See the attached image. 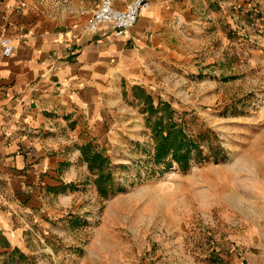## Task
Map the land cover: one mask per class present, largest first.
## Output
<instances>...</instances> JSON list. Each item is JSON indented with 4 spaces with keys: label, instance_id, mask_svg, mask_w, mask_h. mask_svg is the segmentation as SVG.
I'll list each match as a JSON object with an SVG mask.
<instances>
[{
    "label": "rangeland",
    "instance_id": "obj_1",
    "mask_svg": "<svg viewBox=\"0 0 264 264\" xmlns=\"http://www.w3.org/2000/svg\"><path fill=\"white\" fill-rule=\"evenodd\" d=\"M181 1L176 34L190 39L162 71L156 110L112 151L84 144L75 196L50 200L46 226L28 233L31 260L0 264H264V0ZM162 119L198 145L187 168L157 160Z\"/></svg>",
    "mask_w": 264,
    "mask_h": 264
},
{
    "label": "crops",
    "instance_id": "obj_2",
    "mask_svg": "<svg viewBox=\"0 0 264 264\" xmlns=\"http://www.w3.org/2000/svg\"><path fill=\"white\" fill-rule=\"evenodd\" d=\"M131 1L113 0L118 9ZM183 4L150 0L117 37L108 25L85 30L99 0H0V259L31 260L28 233L46 226L50 200L75 196L84 144L118 148L149 101H162V71L190 39L176 34Z\"/></svg>",
    "mask_w": 264,
    "mask_h": 264
},
{
    "label": "built area",
    "instance_id": "obj_3",
    "mask_svg": "<svg viewBox=\"0 0 264 264\" xmlns=\"http://www.w3.org/2000/svg\"><path fill=\"white\" fill-rule=\"evenodd\" d=\"M150 6V0H132L125 9L114 6L113 0H99V5L89 15L85 30L96 32L103 25L110 26L113 34L117 37L128 36L137 24L143 10ZM3 54L10 57L14 47L8 38L1 40Z\"/></svg>",
    "mask_w": 264,
    "mask_h": 264
},
{
    "label": "trees",
    "instance_id": "obj_4",
    "mask_svg": "<svg viewBox=\"0 0 264 264\" xmlns=\"http://www.w3.org/2000/svg\"><path fill=\"white\" fill-rule=\"evenodd\" d=\"M150 111L153 112L156 110L153 101L150 100ZM170 104L165 103L162 106V110L169 111ZM165 122L162 119V132H160L159 140L156 147V157L159 162L166 161L170 156H172L173 161L166 163V169L170 168L173 165V162H177L178 164L182 165L184 168H187L190 165V159L192 157L193 151L198 149V145L188 138V135L179 128L177 122L169 120V128L168 130L165 129ZM166 131V132H165ZM159 133V132H158ZM86 147L91 148V145H87ZM86 153L87 161L90 162V166L92 169L99 166L101 163L100 155L94 154L93 158H91ZM100 183V192L106 193L103 189V176L101 178Z\"/></svg>",
    "mask_w": 264,
    "mask_h": 264
},
{
    "label": "bare ground",
    "instance_id": "obj_5",
    "mask_svg": "<svg viewBox=\"0 0 264 264\" xmlns=\"http://www.w3.org/2000/svg\"><path fill=\"white\" fill-rule=\"evenodd\" d=\"M174 175H176V173L170 172L169 175H168V177L169 178H172V177H174ZM167 180H168V178H167Z\"/></svg>",
    "mask_w": 264,
    "mask_h": 264
}]
</instances>
